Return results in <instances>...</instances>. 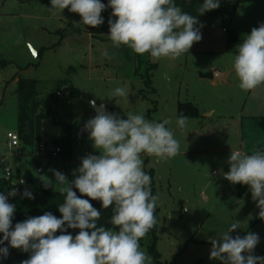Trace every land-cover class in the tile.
<instances>
[{
	"label": "rangeland",
	"instance_id": "1",
	"mask_svg": "<svg viewBox=\"0 0 264 264\" xmlns=\"http://www.w3.org/2000/svg\"><path fill=\"white\" fill-rule=\"evenodd\" d=\"M50 7L46 0H0V176L1 168L9 165L13 181L19 173L29 188L38 190L48 178L55 191L59 190L52 170L65 168L67 179H74L81 158L99 155L84 129L97 114L90 106L92 100L123 119L129 113L157 122L168 119L171 123L166 127L179 141L180 153L167 160L143 157L144 170L159 195V219L156 237L148 233L140 241L142 249L152 256L153 264L159 263L152 248L163 263L220 264L209 259L210 238L221 237L239 220L240 228L231 234H258L254 254L264 257V220L258 217L251 191L240 194L239 185L223 175L229 171L231 151L251 154L264 147V85L244 91L232 70L236 46L253 27L264 23V0L240 4L231 0L215 13L197 17L204 25L201 41L175 60L158 61L126 46L114 48L108 34L94 37L89 26L79 23L78 14ZM233 31L236 39L229 40ZM227 70H232L227 83L209 76ZM19 77L39 80L42 109L56 119L71 121L74 140L69 158L38 155L35 146L23 142L9 145L7 134L18 135ZM70 86L78 89V95ZM116 87H125L128 96L109 99ZM66 88L57 97V91L61 94ZM185 102L196 104L199 115L188 116L187 127L181 129L178 107ZM208 112L213 114L207 116ZM16 251L20 255L11 264L29 258L30 253Z\"/></svg>",
	"mask_w": 264,
	"mask_h": 264
},
{
	"label": "clouds",
	"instance_id": "2",
	"mask_svg": "<svg viewBox=\"0 0 264 264\" xmlns=\"http://www.w3.org/2000/svg\"><path fill=\"white\" fill-rule=\"evenodd\" d=\"M220 3L221 0H203L199 15L218 9ZM106 8H111V17L116 18L108 19L112 46H126L138 55L148 53L153 61L175 60L202 39L204 25L197 16L183 11L175 0H108L107 5L101 0H51L50 10L68 9L81 17L79 23L96 28L104 23L101 13ZM236 50L232 70L239 88L250 91L264 85V23L253 27ZM103 55L113 58L108 53ZM127 96L125 87H116L109 99ZM90 106L96 108L97 114L84 124V129L99 155L81 158L71 181L60 171L52 170L56 186L64 195L58 205L60 218L45 212L13 226L16 206L8 197L16 196L18 190L13 187L7 195L0 193V245L8 242V246L0 247V258H6L11 247L30 253L21 264H153L140 241L157 224L159 195L152 194V180L144 170L143 157L174 158L180 153V143L166 127L171 123L168 119L157 122L132 113L123 119L107 111L103 104L96 107L95 100L90 101ZM188 120L181 114L177 124L186 128ZM228 163L230 168L223 174L224 179L248 186L259 209L258 217L264 220V147L251 154L231 151ZM44 179V187H52V180ZM22 195L34 199L28 189ZM90 200L101 202L103 209L111 206L112 227L98 226L101 212ZM239 228L240 221L234 220L221 237L210 238L209 259L220 264H264V257L254 254L260 242L258 234L233 236L231 233ZM68 229L79 231L73 236Z\"/></svg>",
	"mask_w": 264,
	"mask_h": 264
},
{
	"label": "trees",
	"instance_id": "3",
	"mask_svg": "<svg viewBox=\"0 0 264 264\" xmlns=\"http://www.w3.org/2000/svg\"><path fill=\"white\" fill-rule=\"evenodd\" d=\"M231 0H221L220 5L229 2ZM249 0H236L237 4L246 2ZM47 4L51 6V0H46ZM102 3H108V0H101ZM175 3L179 5L183 11L197 17H202L211 13V11L205 12L203 15H199L198 8L203 3V0H175ZM112 9L106 8L101 15L104 18V23L99 27L92 28L89 26V32L97 38H100L102 35L109 33L108 19L111 17ZM115 20V17H111ZM236 39V33L233 31L229 35V40ZM148 54V53H147ZM150 57V54H148ZM155 65H151V68H154ZM209 76L213 78V73H209ZM40 81L32 78H22L19 77L17 85V93L19 100L18 108V135L20 137L21 143L35 146L38 151V155L41 154L40 144H51L55 147L61 149L60 156L64 158H69L72 152L73 146V126L71 121H65L61 119H56L50 113L42 109V101L40 100L39 93ZM70 91L74 95H78V89L70 86ZM62 96L57 91V97ZM179 114H183L190 117H195L199 115L198 106L192 102L180 103L178 107ZM19 151H24L23 148H19ZM40 152V153H39ZM52 187L45 188L42 186L38 190L31 189L26 185L20 183L12 184V179H4L3 176H0V193L7 195L13 187L17 191L16 196H9L8 200L10 203L16 206V212L13 219V226L17 222H22L28 217H36L43 215L45 212H51L56 217L60 218L61 213L58 211V205L64 201V195L59 191L54 190V183L51 181ZM152 194L156 195V189L154 182L151 184ZM25 189L31 191L34 196V199H29L24 197L22 194ZM248 189L246 185H239V193L242 194ZM77 195L80 196L78 190L74 189ZM81 198L90 199L87 196H82ZM93 207L101 212V219L98 221V226L112 227L109 224L110 217L112 215L111 206L108 209H103L101 202L96 200H90ZM156 217L157 224L156 226L149 231L154 237H156V232L158 230V219H159V207L156 208ZM78 229H68V232L75 236L78 233ZM60 233L57 232V235ZM2 238V234H0ZM8 246V242L5 241L4 245L0 247ZM151 252L154 254L156 261L159 264H174V262H161L158 257L159 254L156 252V249L152 248ZM27 253V252H26ZM20 254L16 251L15 248L9 247V254L6 258H0V264H11L13 258L19 256ZM197 264V263H194Z\"/></svg>",
	"mask_w": 264,
	"mask_h": 264
},
{
	"label": "built area",
	"instance_id": "4",
	"mask_svg": "<svg viewBox=\"0 0 264 264\" xmlns=\"http://www.w3.org/2000/svg\"><path fill=\"white\" fill-rule=\"evenodd\" d=\"M226 18H227V15H226ZM225 18V19H226ZM227 29L224 28V31H226ZM7 137L9 139L8 143L10 146H14V147H18L20 146V137L19 135L15 134V133H12V132H9L7 134ZM51 147V148H50ZM40 151L41 153H47L49 156L51 157H59L60 156V152H61V149L59 147H55L51 144H45V143H41L40 144ZM2 170V176L5 177L7 176V178H10L12 179L13 178V170H12V167L7 165L3 168H1ZM38 172H42V168L41 167H38ZM61 173L63 174H66V169L65 168H62L61 170H59ZM24 182V183H21V182ZM18 183L22 184V185H26V181L21 179L18 181ZM12 184L15 185L16 182H14L12 180ZM237 185H240V184H237Z\"/></svg>",
	"mask_w": 264,
	"mask_h": 264
},
{
	"label": "water",
	"instance_id": "5",
	"mask_svg": "<svg viewBox=\"0 0 264 264\" xmlns=\"http://www.w3.org/2000/svg\"><path fill=\"white\" fill-rule=\"evenodd\" d=\"M33 53L37 55V52L35 50H33ZM232 70H227V71H214L213 72V78L216 82H219V83H227L228 82V78L231 74ZM67 88L66 89H62V93H66L67 92ZM96 107H99V106H96Z\"/></svg>",
	"mask_w": 264,
	"mask_h": 264
},
{
	"label": "crops",
	"instance_id": "6",
	"mask_svg": "<svg viewBox=\"0 0 264 264\" xmlns=\"http://www.w3.org/2000/svg\"><path fill=\"white\" fill-rule=\"evenodd\" d=\"M103 36V35H102ZM101 36V37H102ZM100 37V38H101ZM38 54V53H37ZM213 80H214V78H213ZM215 81V80H214ZM213 114V112H208V114H207V116H211ZM0 152H3V148L0 146ZM227 173V172H226ZM21 179H23V178H21V175L18 173V180L17 181H14V182H18L19 180H21ZM23 180H25V179H23ZM26 181V180H25ZM28 181H26V186L28 187Z\"/></svg>",
	"mask_w": 264,
	"mask_h": 264
}]
</instances>
